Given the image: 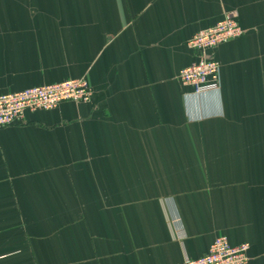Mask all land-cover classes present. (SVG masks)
Returning <instances> with one entry per match:
<instances>
[{"label":"crops","instance_id":"0c3cea01","mask_svg":"<svg viewBox=\"0 0 264 264\" xmlns=\"http://www.w3.org/2000/svg\"><path fill=\"white\" fill-rule=\"evenodd\" d=\"M236 11L218 91L187 44ZM91 104L0 130V264H264V0H0V95L85 79Z\"/></svg>","mask_w":264,"mask_h":264},{"label":"built area","instance_id":"2783aa9c","mask_svg":"<svg viewBox=\"0 0 264 264\" xmlns=\"http://www.w3.org/2000/svg\"><path fill=\"white\" fill-rule=\"evenodd\" d=\"M244 30L238 13L230 11L216 25L200 31L187 44L196 61L180 71L179 81L195 95L218 91L221 87V64L215 57L219 46L239 39ZM94 92L85 79L33 87L15 94L0 95V130L25 119L27 112L52 111L62 103L91 104ZM249 245L233 246L228 237L213 240L209 252L185 264H247Z\"/></svg>","mask_w":264,"mask_h":264}]
</instances>
